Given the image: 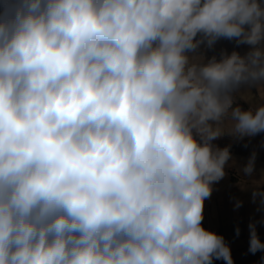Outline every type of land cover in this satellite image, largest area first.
Segmentation results:
<instances>
[{"label":"clouds","instance_id":"clouds-1","mask_svg":"<svg viewBox=\"0 0 264 264\" xmlns=\"http://www.w3.org/2000/svg\"><path fill=\"white\" fill-rule=\"evenodd\" d=\"M222 38L250 47L197 52ZM245 84L264 98L262 0H3L0 264H234L202 221L213 141L264 132Z\"/></svg>","mask_w":264,"mask_h":264},{"label":"crops","instance_id":"crops-1","mask_svg":"<svg viewBox=\"0 0 264 264\" xmlns=\"http://www.w3.org/2000/svg\"><path fill=\"white\" fill-rule=\"evenodd\" d=\"M250 46L237 45L235 40L220 39L211 49L201 45L198 53L211 57L222 51L231 53L237 50L244 54ZM259 85H241L234 93L238 104L247 109L249 106L264 104ZM221 148L230 145L232 158L225 167L226 175L213 184L210 197L204 202L203 227L222 235L231 249L234 264H261L264 250L255 254L249 252V224L255 223L257 234L264 242V132L255 136L234 139L225 135L213 141ZM255 153V168L251 175L243 172L250 156ZM254 193L256 195L254 196ZM237 201H242L236 207ZM239 228V234H237ZM213 264H226L223 259H213Z\"/></svg>","mask_w":264,"mask_h":264},{"label":"rangeland","instance_id":"rangeland-1","mask_svg":"<svg viewBox=\"0 0 264 264\" xmlns=\"http://www.w3.org/2000/svg\"><path fill=\"white\" fill-rule=\"evenodd\" d=\"M262 2H264V0H262ZM3 4V0H0V5H2ZM204 46V45H203ZM199 50V49H198ZM198 50H197V52H198ZM261 264H264V259H263V261H261Z\"/></svg>","mask_w":264,"mask_h":264},{"label":"built area","instance_id":"built-area-1","mask_svg":"<svg viewBox=\"0 0 264 264\" xmlns=\"http://www.w3.org/2000/svg\"><path fill=\"white\" fill-rule=\"evenodd\" d=\"M234 95L236 96V102H238V96H237L236 94H234ZM249 107H253V106H249ZM249 107H248V108H249ZM248 108H247V109H248Z\"/></svg>","mask_w":264,"mask_h":264}]
</instances>
